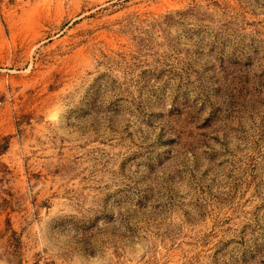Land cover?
<instances>
[{"label":"rangeland","instance_id":"rangeland-1","mask_svg":"<svg viewBox=\"0 0 264 264\" xmlns=\"http://www.w3.org/2000/svg\"><path fill=\"white\" fill-rule=\"evenodd\" d=\"M0 264H264V0H0Z\"/></svg>","mask_w":264,"mask_h":264}]
</instances>
